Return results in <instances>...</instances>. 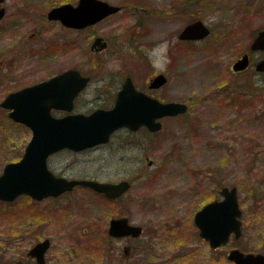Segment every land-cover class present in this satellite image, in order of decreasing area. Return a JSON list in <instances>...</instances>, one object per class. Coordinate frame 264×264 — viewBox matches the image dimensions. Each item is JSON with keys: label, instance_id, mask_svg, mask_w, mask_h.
<instances>
[{"label": "rangeland", "instance_id": "374dc122", "mask_svg": "<svg viewBox=\"0 0 264 264\" xmlns=\"http://www.w3.org/2000/svg\"><path fill=\"white\" fill-rule=\"evenodd\" d=\"M74 1L4 2L7 13L0 22V60H5L8 49V33L3 34L2 29L9 26V42L15 53L11 74L16 78L4 79V69L0 68V102L8 93L62 69L76 66L88 71L89 54L83 44L86 35L76 37V49L66 57L56 49L54 57L43 61L42 55L28 54L30 48L37 49V43L31 39L26 46L22 43L36 32L44 46L57 35L65 38L58 26L45 25L38 30L37 24L50 7ZM104 1L139 6L153 14L144 15L140 36L124 37L123 46L119 45L122 55L109 57L106 71L112 75L128 73L141 84L152 72L166 74L169 83L160 93L168 100L186 103V114L163 119L160 135L118 131L104 147L84 153L63 150L52 156L49 167L68 179L127 180L130 191L118 203L107 204L103 197L75 188L59 197L55 215L44 209L49 212H45L47 218L27 196L19 197L11 202L9 215L14 257L25 255L38 232L58 243L59 254L70 251L69 242H77L90 230L92 236L98 233L105 238L109 217L122 212L130 222L143 227V237L155 249L160 264H233L227 255L234 240L230 238L219 250H209L193 221L196 212L221 198L219 191L227 187L237 188L241 218L250 226V240L245 238L244 245L264 251V198L259 195L264 193L260 184L264 180V72H257L253 65L264 55L252 54L253 66L244 73H234L231 66L248 51L257 32L264 30V0ZM183 1L186 7L182 12ZM135 18L134 12L122 11L105 23L103 33L115 40L132 29ZM198 19L210 27L209 38L187 46L180 43L179 32ZM168 42L174 47L169 53ZM140 47L145 49L143 55ZM30 136L29 129L9 119L8 110L0 107L1 170L20 159ZM0 257L7 259L9 255Z\"/></svg>", "mask_w": 264, "mask_h": 264}, {"label": "water", "instance_id": "95a60500", "mask_svg": "<svg viewBox=\"0 0 264 264\" xmlns=\"http://www.w3.org/2000/svg\"><path fill=\"white\" fill-rule=\"evenodd\" d=\"M3 0H0L2 3ZM118 7L108 5L102 0H78L73 6L69 3L60 5L47 14L48 20H60L64 26L83 28L105 16L115 13ZM5 14L4 7L0 8V19ZM209 30L201 21L187 24L180 32V39L199 40L208 36ZM251 49L264 51V30L253 39ZM248 65L247 56L232 64V70L243 71ZM256 71H264V61L255 64ZM71 81L69 83H66ZM155 84L164 83L157 76ZM74 82V83H73ZM86 78L75 70L60 73L59 76L47 82L21 89L8 94L0 103V107L9 109L8 117L31 130L30 141L24 149V154L18 162H9L0 175V200L11 202L21 194L36 200L54 197L70 191L75 186L88 187L93 192L103 194L110 199H117L130 189L131 183L126 180L100 182L90 179L68 180L58 177L47 167V158L53 153L69 149L84 151L95 145L106 144L110 135L117 129L128 128L132 131L144 126L152 132L159 130L157 120L165 116H174L186 111L185 104H164L135 91L128 78L123 88L118 92L115 106L110 110H95L91 114H72L61 118L54 117L50 109H65L71 111L74 96L82 89ZM73 85L71 89L62 86ZM222 200L212 201L204 205L194 215L195 227L199 237L209 242L211 248L228 243L230 234H239V216L236 189L223 188L220 191ZM108 234L121 238L138 237L141 227L130 225L126 217L110 220ZM43 243L35 245L32 255L39 258L44 251ZM41 249V250H40ZM43 249V250H42ZM228 261L235 264H264V255L244 254L232 249L227 256Z\"/></svg>", "mask_w": 264, "mask_h": 264}, {"label": "flooded vegetation", "instance_id": "af4514ba", "mask_svg": "<svg viewBox=\"0 0 264 264\" xmlns=\"http://www.w3.org/2000/svg\"><path fill=\"white\" fill-rule=\"evenodd\" d=\"M6 0H3L2 4L0 5V8L4 7L5 11H6V7L4 5V2ZM104 1V0H102ZM106 2V1H105ZM73 6H76L78 4V0H75L74 2H67ZM67 3H60L59 5L56 6H52L49 8V10L46 12L45 15V19L44 20H39L38 24H37V29L40 30V28H42L43 26H58L59 29L62 31V33L66 36L64 37H60V36H56V38L51 41V43L47 44V46H44L42 44V42H40V37L39 34L36 33H30L29 35H27V39H24L22 41V43L26 46V44H28V41L31 39L33 41V43H37V49L34 48H30L31 50L28 52L29 55H33V56H37V54L42 55L41 60L43 61L44 59H48L49 56H53V54H57L58 51L59 52H64V57H66L65 55L67 53H72V51L76 49V37L79 34H83L86 35V42L83 43L84 44V50L87 51V54H89L86 57V62H88L89 65V69L87 72H83V70H80L78 67H70L67 69H62L61 71H59L58 73H54L53 75H50L48 78H40L37 81H33L32 83H29L27 86H25V88H28L30 86H34V85H38V83L40 82H47L51 79H53L56 76H59L60 73L66 72V71H70V70H75L78 73H80V75L83 76V78H86V82L84 83V86L82 87V89L74 96L73 100H72V109L71 111H66L65 109H57V108H52L50 109V113L57 118H61L62 116L65 115H72V114H91L93 113L95 110H110L113 109L115 106V101H116V97L118 92L123 88V86L125 85L127 79L129 78L132 82V84L134 85L135 91L137 90L138 92L143 93L145 96H148L154 100H156L157 102H161L164 104H169V103H182V104H186L184 102H176L173 99H166L165 96L161 95L160 92H162V90H164L166 88V86L169 83V80H167L166 74L157 71V72H152L150 75L144 77V79L142 80V84L135 81V79L132 78V76H130L128 73H124V74H114L112 75V73L106 71V67L108 65V58H118L119 56H121V49L119 47L123 46L124 42L126 41V39H124V37L130 38L132 39L133 37H138L142 34V27H143V20H144V15H148V14H152L151 11L149 13V10H146L144 8H141L139 6H117L114 4H109L110 6L113 5L114 7H118L119 10L115 13H111L108 16L103 17L102 19H100V21H97L93 24H90L88 26H85L83 28H72V27H66L64 26V24L60 21H54V20H48L47 19V13L51 10V8L53 7H57L60 5H64ZM184 7H186V3L183 1L180 5V9L182 8V12L184 11ZM124 11H129V12H133L135 13V21L133 23V27L130 31H127V33L121 34L120 36H115V40H111L108 39L107 36L105 35V33H103V28L105 27V23L109 20H111L112 18H115L117 16L118 13ZM23 12V11H22ZM7 11L5 12L6 15ZM5 15L3 16V18L5 17ZM153 15V14H152ZM166 15V14H165ZM164 16V15H163ZM3 18L0 19V22L3 20ZM201 21L203 24H205L204 21H202L201 19L189 22L187 24L190 23H194V22H198ZM186 24V26H187ZM205 26L207 27V29L209 30L208 36L199 39V40H192V39H188V40H183L180 39V32L183 30H181L179 32L178 39L179 42L182 44H185L186 46L188 44L191 43H195V42H201V41H205L209 38L210 33H211V29L210 27L205 24ZM98 29H100V33L98 31ZM262 31V30H260ZM5 32L8 33L7 39H8V49L5 51L4 55H6L5 60L3 58V60H0V68L4 69V73L2 75V77L5 79V77H7L9 80H15L16 76H14V74H11L14 71V50L12 49V44H10V33H9V26H5L2 29V33L4 34ZM133 32V35H131L130 33ZM259 32V31H258ZM257 32V34H258ZM130 34V35H129ZM53 43V44H52ZM56 43L58 44V47H56ZM169 43V49H168V53L171 52L173 50V46L171 45L170 42ZM252 43V42H251ZM250 43V44H251ZM118 45V48L116 47ZM252 45V44H251ZM251 45L248 48V51L245 50V52H243L241 54L240 57H238L236 60H234L232 62L235 63L238 60H241L243 58L244 55L247 56V62H248V67H246L245 69H243V71H233L234 73H244V71H247L249 69H251V67L254 65V68L256 67V63L260 62V61H264V57L256 60L253 63V59H252V54H254L255 52L257 53H261L264 55V51H260V50H252L251 49ZM172 46V47H171ZM51 48V50H49ZM152 48V47H151ZM58 51H57V50ZM62 49V51L60 50ZM140 50L142 52L145 51V49L143 47H140ZM153 50V48H152ZM22 55L23 52L21 53ZM17 55V54H16ZM59 58V57H58ZM231 64V66H232ZM21 72V71H20ZM259 72V71H257ZM264 72V71H263ZM263 72H259V73H263ZM26 71L23 72V75H25ZM157 76H160L163 80L164 83L160 84L157 83L155 84V79L157 78ZM71 81H68L66 83H69ZM74 83V82H73ZM71 87H73V85H68V86H62L60 85L57 88V91L60 92V90H63L64 88H68L71 89ZM187 106V105H186ZM181 114H186V113H180L178 115H174V116H165L162 117L158 120V123L161 124L160 128L157 132H152L150 130H148L146 127H140L138 128V130L136 131H131L129 129H120L118 131H124L126 134H132V133H138V132H143L146 133L147 135L151 134V135H155L158 134L160 135L161 132H163L164 129V121L163 119L165 118H175L180 116ZM116 131V132H118ZM116 134V133H115ZM114 135V134H113ZM112 135V136H113ZM109 143V142H108ZM106 143V144H108ZM105 145H98L95 146L93 148L87 149L85 151H93L95 149H98L100 147H104ZM68 151V150H66ZM83 151V153L85 152ZM70 152V151H69ZM60 153V152H59ZM82 153V152H79ZM58 154V153H56ZM53 154L52 156L56 155ZM52 156L47 158L48 161V169L49 171L53 172L55 175L60 176V177H65L63 176L61 173H56L54 172V170H52L49 167V160L50 158H52ZM3 170V169H2ZM1 168H0V175L2 172ZM67 178V177H66ZM260 184H262L264 186V180L260 182ZM75 188H81L85 191L91 192L94 195H98L103 197V199L105 200V202L107 204H116L119 202V200H121L120 196L117 199H110L105 197L103 194H96L95 192H93L92 190H90L89 188H84V187H78L76 186ZM75 188H73L72 190L65 192L66 193H71L75 190ZM230 188H235L236 189V196L238 193V190L236 187H230ZM61 195V196H63ZM260 197L264 198V193H259ZM27 196V195H25ZM219 196H220V191H219ZM59 197L60 196H54V197H46L43 198V200H35V199H31L29 196H27V199H29L31 201L32 204L38 205V209L37 211L41 213L42 215L44 214L46 216V214L49 215L48 211L45 214L44 209L48 208L51 211V215H55L54 211L55 209L59 208ZM65 197V196H63ZM221 198H223L222 196H220ZM221 198H218L217 200H221ZM217 200H212V201H217ZM237 202H238V207L240 208V216H239V220H240V224H239V234L236 236L235 233L230 234L229 239L231 238L232 240H234V245L232 249H236L239 250L240 252L244 253V254H260V255H264V251L262 250V252L259 251H255L253 250V248L250 246H245L244 245V240L245 238L249 239V230H250V226H247L245 223L246 221L243 220V218H241L243 216V212L242 209L239 205V199L237 196ZM10 202H5L0 200V255L1 254H6L8 253L9 257L7 259L5 258H1V261H4L2 264H160L158 261V254H156L155 249L152 248L151 244L148 243L147 239H145L143 237V227H141V235L138 237H134V236H127V237H121V238H117V237H113L110 234H108V230L110 227V220L112 219H120V217H126L124 214H122V212L120 213H115L113 214V216L109 217L108 220V225L106 228L105 233L107 234L105 238H102V236L100 234H96L94 236L91 235L92 230H90L87 234L86 233H82L81 236L79 237L78 241L76 242L74 239L73 243L69 242L67 248L70 251H67L64 253H57L58 249H61V247L58 245V243L54 244L53 243V239L51 237H43L40 235V233L38 232L37 234V240H35L34 244L31 245L28 248V251H26L25 255L22 257L20 256L19 258L14 257V252H12L13 250V231H10L9 226L11 225V218L9 217L10 215ZM205 205V204H204ZM203 205V206H204ZM202 206V207H203ZM201 207V208H202ZM3 215V216H2ZM194 217V216H193ZM43 218V217H42ZM47 218V216H46ZM128 219V218H127ZM194 221V220H193ZM4 223V224H3ZM128 223L135 225L134 223L130 222L128 219ZM49 225V223H48ZM4 228V229H3ZM96 236V237H95ZM96 239V240H95ZM228 239V240H229ZM203 240V239H202ZM204 241V240H203ZM230 241V240H229ZM228 241V243H229ZM205 245L208 247L209 250H219L220 247L224 246V245H219V247H217L216 249L211 248L209 242L204 241ZM39 243H43L44 245V251L42 256L39 258L37 255H32L31 251L34 249L35 245L39 244ZM227 243V244H228ZM6 248L7 252L4 250ZM41 250V249H40ZM43 250V249H42ZM191 255V254H190ZM192 256V255H191ZM22 257V258H21ZM194 257V255H193ZM176 259H173V262H175ZM233 264H235L233 261H231Z\"/></svg>", "mask_w": 264, "mask_h": 264}, {"label": "clouds", "instance_id": "9594fccd", "mask_svg": "<svg viewBox=\"0 0 264 264\" xmlns=\"http://www.w3.org/2000/svg\"><path fill=\"white\" fill-rule=\"evenodd\" d=\"M259 82V81H258Z\"/></svg>", "mask_w": 264, "mask_h": 264}]
</instances>
